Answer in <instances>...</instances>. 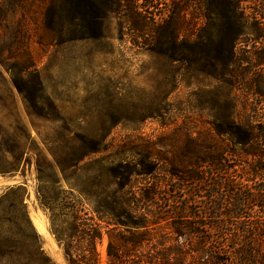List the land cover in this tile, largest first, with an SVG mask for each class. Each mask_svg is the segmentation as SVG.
Instances as JSON below:
<instances>
[{
	"label": "rangeland",
	"instance_id": "obj_1",
	"mask_svg": "<svg viewBox=\"0 0 264 264\" xmlns=\"http://www.w3.org/2000/svg\"><path fill=\"white\" fill-rule=\"evenodd\" d=\"M207 3L194 2L186 16L194 20L193 37L204 28L216 33L218 19L205 16L210 9ZM63 4L62 0L27 4V9L17 10L1 31L0 199L10 188L24 187L25 206L40 236L42 254L18 242L21 207L17 199L7 198L0 201V264H45V257L52 264H69L52 233L50 213L39 203L37 176L40 166L46 169L49 164L56 165L58 150L78 143V136L102 140L105 151L93 156L92 161L120 151L125 152L124 158L138 161L140 156L133 149L158 144L170 163L180 164L193 139L199 138L196 144L205 147L215 140L210 123L214 118H225L227 110L238 113L240 121L264 125V64H260L264 61V0H242L248 16L245 40L249 44L239 50L241 83H235L234 88L221 81L223 68L214 58L203 57L190 66L151 55L145 44L136 45L131 35L138 34L137 28L124 13L105 16L102 10L95 33L79 35L71 23L74 17L64 13ZM173 4L170 0H146L134 7L149 13L160 27L174 16ZM49 10L51 30L45 24ZM165 33L169 35V31ZM249 84L252 89H248ZM243 166L232 168L233 175L242 176ZM45 177L54 194L59 173L46 171ZM177 187H183L182 183ZM168 188L163 186L162 197L171 194L179 206L192 213L206 202L207 194L192 183L186 192ZM223 220L212 217L206 223L230 221ZM107 245L105 235L99 246L102 264H108Z\"/></svg>",
	"mask_w": 264,
	"mask_h": 264
},
{
	"label": "trees",
	"instance_id": "obj_2",
	"mask_svg": "<svg viewBox=\"0 0 264 264\" xmlns=\"http://www.w3.org/2000/svg\"><path fill=\"white\" fill-rule=\"evenodd\" d=\"M54 1L50 0L52 4ZM140 1L146 2L62 0V7L65 5L64 13L74 17L71 23L79 35L95 33L102 10L105 16L124 13L137 28L138 34L131 35L134 43L145 44L151 55L190 66L203 57L214 58L223 68L221 81L232 88L241 83L238 54L249 44L245 40L248 16L242 0H205L210 8L205 16L217 17L218 25L215 34L204 28L197 38L193 37L194 20L186 16L191 14L194 2L203 0H170L175 5L174 16L160 27L149 13H140L134 7ZM32 2L42 5L47 0H0V37L17 10L27 9ZM50 23L49 10L45 19L49 30ZM31 62L30 57L29 67ZM232 110L225 112V118H214L210 123L215 140L205 147L196 144L199 138L193 139L194 145L188 146L180 164L170 163L158 144L133 149L140 156L138 161L124 158L122 151L92 161L93 156L105 151L102 140L81 135L78 143L71 142L70 147L58 150L56 165L49 164L46 169L40 166L38 200L50 213L52 233L64 248L68 263L102 264L99 246L107 235L108 264H264V125L240 121L239 114ZM164 162H168L166 166ZM232 162L236 164L232 166ZM238 165L243 166L239 177L232 172ZM46 171L60 175L54 183V194L48 187ZM155 175L158 177L153 178ZM179 183L183 187L178 189ZM191 183L207 194L196 213L179 206L171 194L162 197L163 186L186 192ZM25 197L24 187L17 186L0 201L18 200L23 220L16 229L17 240L42 254L40 236L28 215ZM212 217L230 221L206 223ZM189 219L204 220L192 223ZM193 240L197 241L192 244ZM45 264H52L48 257Z\"/></svg>",
	"mask_w": 264,
	"mask_h": 264
}]
</instances>
